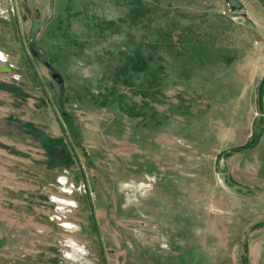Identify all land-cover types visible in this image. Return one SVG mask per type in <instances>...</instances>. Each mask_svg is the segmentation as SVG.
Instances as JSON below:
<instances>
[{"label":"rangeland","instance_id":"1","mask_svg":"<svg viewBox=\"0 0 264 264\" xmlns=\"http://www.w3.org/2000/svg\"><path fill=\"white\" fill-rule=\"evenodd\" d=\"M243 1L251 21L225 0H45L40 61L16 18L17 38L0 39L15 53L0 80L31 97L0 88V264H80L68 239L86 264H185L181 239L208 245L210 264H250L247 234L264 228L251 213L264 202V132L218 157L262 118L261 10ZM183 40L206 54L188 61ZM44 137L66 141L67 160L50 161ZM57 199L75 203L64 219Z\"/></svg>","mask_w":264,"mask_h":264},{"label":"crops","instance_id":"2","mask_svg":"<svg viewBox=\"0 0 264 264\" xmlns=\"http://www.w3.org/2000/svg\"><path fill=\"white\" fill-rule=\"evenodd\" d=\"M236 1L240 5L239 11H241L244 15H247L248 16L247 20L251 21L252 20L251 16H250L249 12H247V6L249 5V3L247 1H243V0H236ZM253 1H256L260 5V10H261L260 15H261V21H262V19L264 18V6L260 3L259 0H253ZM0 8L6 12V17H7L6 20L0 19V35H1L0 39L3 38V39L11 41L12 39H14V37H16L17 30L15 27L17 24L16 18H18V17L21 18V22H22V24H24V26H26V27L28 26L27 31L29 30V25L32 22H34V21L44 22L46 19V18L44 19V16H43L44 14H46L45 12L47 9L46 4H45V0H0ZM10 8H15V11L13 13L8 12V10ZM255 13L258 14L256 9H255ZM42 16H43V18H41ZM260 22L256 23L258 28H260L259 27ZM44 26H42V28ZM23 32H25V30ZM25 34H27V32ZM0 54L5 58V62L7 64H10L14 61L13 56L15 55V53L13 52L12 49L7 48V46H3L0 44ZM1 65H6V64H1ZM256 110L262 115V118L259 119L258 123L262 126V129H263L262 133H263L264 132V92L262 95L261 104H260V106H256ZM39 148H40V146H39ZM80 180L83 181V178L81 177ZM189 211H192V210H189ZM251 213H253L255 215H264V202H262L259 206H257V209L251 211ZM193 214L196 215L197 217H199V215L197 213H193ZM259 222L262 223V222H264V220L258 221V223ZM168 225L169 224L163 225L162 227H159V229L161 231L162 230H174L172 228V226L170 228H167ZM198 227H200V226L198 225ZM259 231H261V234H258ZM247 237L249 239L248 240L249 244H247V249H246L247 250V258H249L251 260L250 264H256L261 259L260 258V251H261V248L264 244V228H260V230L258 229V230H256V232L250 231V233L247 234ZM181 241H182L181 244H179L181 246H178V247L174 246V248L171 246V248H173L176 251V253L181 252L183 255L190 257V258H186L187 260H184L185 264H189V263L198 264L199 260H202L203 264H210L209 254L204 253V250H202L201 252L199 251V249L201 247H203V246L207 247L208 245L202 244L198 249H195V248L190 249L189 244H185L184 240H182V239H181ZM254 241L256 242V244H259V250L260 251L257 250L256 252L250 253L251 244ZM256 249H258L257 246H256ZM194 250H195L197 257L191 259L192 258L191 253H193ZM190 260H191V262H190Z\"/></svg>","mask_w":264,"mask_h":264},{"label":"trees","instance_id":"3","mask_svg":"<svg viewBox=\"0 0 264 264\" xmlns=\"http://www.w3.org/2000/svg\"><path fill=\"white\" fill-rule=\"evenodd\" d=\"M259 1L264 6V0H259ZM232 10H234V9H232ZM182 48L184 49V51L188 55L187 56L188 57V61H192L195 58V56L197 58H201V57H203L206 54L205 52L201 51V47L193 46V44L190 41H187V40H183ZM197 53L199 55H197ZM186 61H187V59H186ZM263 92H264V78H262L260 80V82H259V84L257 86V89H256V106H260ZM61 116H62L61 119L63 120V122L67 126V130H68V133H69L70 137L75 139L76 138V133H75L73 127H72V124L68 121L67 115L62 113ZM258 121L259 120H255V119L252 121V124H251L252 128L254 130L257 128L258 130H257V132L253 130L251 132L250 137L247 139V141L243 145L237 146V147H233V148L228 149L227 151L221 152L220 154H218V157L222 158V159H225V158H227L229 155H231L233 153L239 152L241 150H248V149L254 148L256 146V144L258 143L259 139L262 136V126L258 123ZM28 131L32 132V130H30L29 128H28ZM64 131L65 130L62 129V132H64ZM40 142L45 144V145H43V144L41 145L43 147L44 151H48V149L50 147V144L45 142L43 139H42V141L40 140ZM56 142L60 143V142H63V141L61 139L60 140L57 139ZM65 160H67V158H65ZM57 162H59V161H57ZM227 181H228V183L230 185L235 186V184L231 180L227 179ZM86 196H87V194H86ZM254 227H259V228L260 227H264V222H262L260 224H256Z\"/></svg>","mask_w":264,"mask_h":264},{"label":"built area","instance_id":"4","mask_svg":"<svg viewBox=\"0 0 264 264\" xmlns=\"http://www.w3.org/2000/svg\"><path fill=\"white\" fill-rule=\"evenodd\" d=\"M226 6H227V11H230V10H232L231 9V7L228 5V4H226ZM8 12H14V9L13 8H10L9 10H8ZM0 19L1 20H6L7 19V17H6V12L4 11V10H2L1 8H0ZM259 27H260V30H261V35H262V37H261V45H262V49H263V55H264V18L262 19V21L260 22V24H259ZM5 61V58L1 55L0 56V63H2V62H4ZM10 67H11V65H9ZM56 183L58 184V187L60 188V189H62V193H64V194H66V193H69L70 192V188H73V185L71 184V182H69V179H68V176H67V172H63V175H61V176H59L57 179H56ZM57 187V186H56ZM81 187L83 188V190H84V185H81ZM57 201L59 202L58 204H60L62 207H60L58 210L60 211V210H64V209H66V211L64 210L63 212H62V214H61V218L62 219H64V217H65V214L66 213H69V212H71V209L72 208H74L75 207V203L74 202H72V201H70V200H62V199H57ZM65 206V207H64ZM70 208V209H69ZM67 215V214H66ZM55 218H57V219H60V217L59 216H56ZM61 220V219H60ZM61 224V227L63 228V229H66V228H69V225L67 224V223H64V222H62V223H60ZM71 240L70 239H68V240H66L65 241V244H64V246L67 248V249H69V253L67 254V256L69 257V258H72V249L70 248V246H69V242H70ZM71 243H72V246L73 247H76L79 251L77 252V255H78V257H77V261H79L80 262V264H86L85 262H84V259H83V254H84V251L82 250V246H78L77 244H75L73 241H71ZM71 260V259H70Z\"/></svg>","mask_w":264,"mask_h":264},{"label":"flooded vegetation","instance_id":"5","mask_svg":"<svg viewBox=\"0 0 264 264\" xmlns=\"http://www.w3.org/2000/svg\"><path fill=\"white\" fill-rule=\"evenodd\" d=\"M35 42V41H34ZM24 45H25V43H24ZM27 46H28V43H27ZM28 52L30 53V56H33V57H35L38 61H40V54H39V50H36V48H34L33 47V51L31 52L30 50H29V48H28ZM39 55V56H38ZM6 62L4 61V62H2V63H0V66H4V67H8L9 68V70H10V72L12 71L11 69L13 68L12 67V65L11 64H7V66H5V65H1V64H5ZM9 65H11V67L9 66ZM42 65H44L50 72H52L53 70H52V68L49 66V63L48 62H43V64ZM10 72H7V73H9L10 74ZM53 73V72H52ZM10 85H12V84H10ZM1 88V87H0ZM2 89V88H1ZM15 87L12 85V89H10L9 90V92H14V93H16L18 96H26V97H31V96H29V95H27V94H24V93H22L21 91H17L16 90V92H15ZM18 92H21L22 94H19ZM27 126V125H26ZM29 126V125H28ZM27 126V127H28ZM29 128V127H28ZM30 129V128H29ZM31 130V129H30ZM35 131H37V130H35ZM35 131H32V133L33 132H35ZM34 136L35 137H37L38 139L40 138L38 135H36L35 133H34ZM43 140L45 141V142H47V143H49L50 144V147H49V149L50 150H48V151H45L46 152V154H47V156L49 157V159H50V161H62V160H65V158H67L68 156H67V154H66V150L65 149H67V152L69 151V146H67V144H66V141H63V142H56V140H54V139H49V138H47V137H44L43 138ZM66 146H67V148H66ZM65 148V149H64ZM44 150V149H43ZM69 153V152H68ZM72 241V240H71ZM71 241L69 242V244H71ZM70 246V245H69ZM70 248L72 249V247L70 246ZM71 260L72 261H75V262H78L77 261V259L75 258V259H72L71 258Z\"/></svg>","mask_w":264,"mask_h":264},{"label":"water","instance_id":"6","mask_svg":"<svg viewBox=\"0 0 264 264\" xmlns=\"http://www.w3.org/2000/svg\"><path fill=\"white\" fill-rule=\"evenodd\" d=\"M226 2L234 10H238L240 8V5L238 4L236 0H226ZM42 25H43V22H35V21L30 24L27 43H28V48L31 52L33 51V46H34V37L38 29ZM0 71L10 72L9 68L4 67V66H0ZM50 78L58 85L62 83V78L57 73H51ZM0 87L2 88V90H5V91L12 89V85L2 80H0ZM18 93L22 94L21 92H18Z\"/></svg>","mask_w":264,"mask_h":264},{"label":"bare ground","instance_id":"7","mask_svg":"<svg viewBox=\"0 0 264 264\" xmlns=\"http://www.w3.org/2000/svg\"><path fill=\"white\" fill-rule=\"evenodd\" d=\"M71 247H72V259H77L78 255H77V252L79 251L76 247H73L72 246V243L69 244ZM85 262V261H84Z\"/></svg>","mask_w":264,"mask_h":264}]
</instances>
